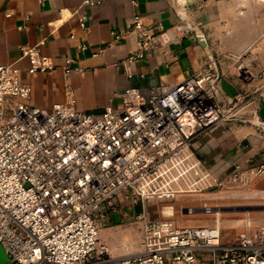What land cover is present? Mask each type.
Here are the masks:
<instances>
[{"label": "built area", "instance_id": "2783aa9c", "mask_svg": "<svg viewBox=\"0 0 264 264\" xmlns=\"http://www.w3.org/2000/svg\"><path fill=\"white\" fill-rule=\"evenodd\" d=\"M88 17L82 15L84 28ZM132 32L138 36V49L125 59L127 65L188 34L183 23L150 25L137 13L130 29L114 36L119 40ZM87 47L79 45L81 50ZM21 54L20 59L29 58L31 73L56 68L36 47L24 46ZM79 69L77 58H66V73ZM21 72L17 60L0 64V243L13 261L196 264L199 253L207 250L212 264H264V223L224 243L219 225L180 227L174 220L151 219L144 211L137 214L144 220V251L113 257L109 246L100 243V221L117 197L134 204L175 198L176 186L152 187L155 174L189 154L182 153L216 125L246 119L252 101L243 107L240 97L226 100L214 56L160 94L147 96L127 87L118 93L119 104L109 103L98 113L78 109L75 99L51 107L32 104V88ZM263 171L264 163L251 168L235 163L226 175L212 179L244 182ZM197 209L189 206L187 211Z\"/></svg>", "mask_w": 264, "mask_h": 264}, {"label": "crops", "instance_id": "0c3cea01", "mask_svg": "<svg viewBox=\"0 0 264 264\" xmlns=\"http://www.w3.org/2000/svg\"><path fill=\"white\" fill-rule=\"evenodd\" d=\"M85 1L0 0V64L17 60L22 81L32 88V104L51 107L75 99L78 109L98 113L109 103L119 104L118 93L127 87H137L147 96L160 94L196 72L209 56L218 55L220 92L228 101L240 97L243 107L252 101L246 119H230L196 139L189 154L155 174L152 187L165 188L175 177L183 179L176 188L196 190L214 176L226 175L235 163L246 168L264 163V75L259 74L264 60L247 59L238 68L230 56L264 52V0H95L92 5ZM136 13L150 25L183 23L188 34L127 65L125 59L138 49V36L132 32L118 40L114 32L129 30ZM85 14L90 15L86 28L81 25ZM198 36L204 37V44ZM82 43L88 44L84 50L79 48ZM24 46L51 57L56 68L29 72V58L20 59ZM67 57L77 58L80 69L66 73ZM123 198H116V204ZM144 203L113 212L112 223L144 212ZM100 232L116 234L115 229ZM235 238L227 240L222 233L224 243ZM134 250L133 246L113 257ZM211 258L210 251H202L196 264H212Z\"/></svg>", "mask_w": 264, "mask_h": 264}, {"label": "rangeland", "instance_id": "374dc122", "mask_svg": "<svg viewBox=\"0 0 264 264\" xmlns=\"http://www.w3.org/2000/svg\"><path fill=\"white\" fill-rule=\"evenodd\" d=\"M230 56L237 60L238 68H240V66L243 65L241 63L247 59H253L254 61H259L261 59L262 61L264 60V52L257 54L249 51L238 53L236 55L232 53ZM214 57L219 63L221 56L214 55ZM263 70L264 68H261L259 71L260 78H263ZM225 122H221L220 124ZM203 136L204 135L198 138H202ZM192 150L193 148H190L182 154L188 153ZM250 175H252L251 178H248L244 182L223 181V183H220L211 179V182H205L201 188L196 190L190 191L188 189L178 188L179 190L175 198H155L145 201L144 210L151 219L174 220L180 227L219 225L225 239L230 240L247 228L264 223V209H233L217 213L216 211H204L200 206L205 205L204 199H208L210 206L264 204V171L255 172ZM168 182L170 184L169 188H172V186H175V183L181 184L183 179L172 177L168 179ZM120 197L121 196L117 198L119 199ZM123 199V203L117 200V202L119 201L118 204L111 207V210L106 211L105 218L100 221V229L104 228L105 231L115 229L116 234L108 233L101 236L100 232V243H106L109 246L111 256L123 254L125 251L132 249L133 246L135 248L134 252H141L146 249L144 244V220L138 218L137 215L134 214L127 215L125 221L112 223L113 218L110 217V214L117 212L119 209L124 210V208H131L133 205H138V203L134 204L126 198ZM189 206L198 207V209L195 213H188L187 208ZM122 228L125 229L123 230Z\"/></svg>", "mask_w": 264, "mask_h": 264}, {"label": "bare ground", "instance_id": "6f19581e", "mask_svg": "<svg viewBox=\"0 0 264 264\" xmlns=\"http://www.w3.org/2000/svg\"><path fill=\"white\" fill-rule=\"evenodd\" d=\"M210 206V205H209ZM240 207V208H239ZM201 209H205L204 206H200ZM212 208L209 210L211 211H216L217 213L222 212V211H228V210H250V209H256V210H261L264 209V204H254V205H244V206H234L233 205H218V206H210ZM204 212V211H203ZM208 212V211H207ZM130 242V241H129ZM132 242V241H131Z\"/></svg>", "mask_w": 264, "mask_h": 264}, {"label": "water", "instance_id": "95a60500", "mask_svg": "<svg viewBox=\"0 0 264 264\" xmlns=\"http://www.w3.org/2000/svg\"><path fill=\"white\" fill-rule=\"evenodd\" d=\"M198 40L204 44V37L203 36H198ZM0 264H20L16 261H13L9 254L6 252L2 244L0 243Z\"/></svg>", "mask_w": 264, "mask_h": 264}]
</instances>
